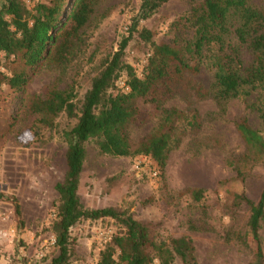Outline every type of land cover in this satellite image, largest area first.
<instances>
[{
    "label": "trees",
    "instance_id": "trees-1",
    "mask_svg": "<svg viewBox=\"0 0 264 264\" xmlns=\"http://www.w3.org/2000/svg\"><path fill=\"white\" fill-rule=\"evenodd\" d=\"M100 1L39 0L30 7L25 0H0V87L8 85L26 93L42 66L70 63L83 46V29ZM169 1L139 0L128 34L122 35L117 50L92 78L81 102L77 101L76 78L66 89L53 86L45 91V97L34 95L26 100L48 128H55L62 112L76 119L63 133L68 143L67 170L63 181L56 184L59 205L53 232L57 254L43 264H71L73 228L106 217L119 223L121 230L100 251L99 264H155L156 259L160 264H201L193 237L170 235L159 240L156 232L160 222L139 219L122 208H88L78 193L87 142L113 156H149L165 170L170 153L181 140L177 134L180 125L200 124L196 113L189 119L185 111L166 106L182 83L199 98L211 90L222 105L240 98L264 123V6L254 0H192L191 8L171 24L173 40L158 42L154 31L142 23ZM135 35L152 47L142 75L124 59ZM245 52L251 54L248 62ZM203 68L214 71L210 90L194 79ZM124 74L128 89L116 84ZM152 118L158 121L154 129L134 141L131 127ZM236 128L247 151L230 164L245 182L252 168L264 161V131L254 128L247 116L236 122ZM179 196L197 203L204 199L205 190L191 186ZM232 204L249 209L248 230L240 236L252 254L248 264H264V189L258 201L244 191L232 192ZM203 212L207 215L206 208ZM15 214L23 224L16 200Z\"/></svg>",
    "mask_w": 264,
    "mask_h": 264
},
{
    "label": "rangeland",
    "instance_id": "rangeland-1",
    "mask_svg": "<svg viewBox=\"0 0 264 264\" xmlns=\"http://www.w3.org/2000/svg\"><path fill=\"white\" fill-rule=\"evenodd\" d=\"M25 1L30 7L37 2ZM254 2L264 6V0ZM138 3L101 0L83 29V46L70 63L42 66L26 93L8 85L0 87V193L4 194L0 199V264H43L57 254L53 244L59 205L56 184L63 181L67 170L68 143L63 133L74 126L76 119L62 112L55 128H48L28 108L26 100L34 95L45 97V91L53 86L66 89L76 78L77 101L81 102L92 78L117 50L122 35L128 34ZM191 6L192 0H170L142 25L154 31L156 41L171 42L172 22ZM151 52L150 43L135 35L124 59L142 75ZM244 59L250 61L251 54L245 52ZM194 79L210 90L214 71L203 68ZM116 84L128 89L126 75ZM166 106L185 111L189 119L196 113L200 124L180 125L177 134L181 140L170 153L165 170H160L149 156H113L102 153L94 142H87L78 190L81 201L88 208H122L139 219L160 222L156 232L159 240H167L170 235L193 237L201 264H248L252 254L240 236L247 233L249 209L246 205L233 206L232 192L244 191L258 201L264 189V161L252 168L245 182L230 161L247 151L236 122L247 116L254 128L263 131L264 123L240 98L222 105L211 90L199 98L186 82ZM157 122L152 118L144 125H133V140L149 134ZM191 186L205 190L201 202L179 196ZM15 200L21 206L23 224L16 217ZM120 230L121 225L110 217L75 226L71 232V264H99L100 251ZM261 232L264 238V225ZM155 264H160L158 259Z\"/></svg>",
    "mask_w": 264,
    "mask_h": 264
},
{
    "label": "built area",
    "instance_id": "built-area-1",
    "mask_svg": "<svg viewBox=\"0 0 264 264\" xmlns=\"http://www.w3.org/2000/svg\"><path fill=\"white\" fill-rule=\"evenodd\" d=\"M35 1H39V0H35ZM54 243H56V239H55V237H54V239H53V244H54ZM40 256H44V252H41V253H40Z\"/></svg>",
    "mask_w": 264,
    "mask_h": 264
}]
</instances>
